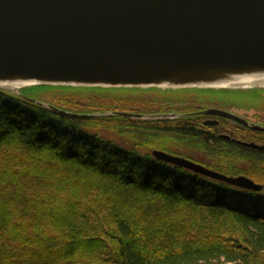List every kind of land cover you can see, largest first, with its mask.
Returning <instances> with one entry per match:
<instances>
[{"label":"trees","instance_id":"obj_1","mask_svg":"<svg viewBox=\"0 0 264 264\" xmlns=\"http://www.w3.org/2000/svg\"><path fill=\"white\" fill-rule=\"evenodd\" d=\"M47 88L60 92L46 103L94 116L0 90V264H264V152L221 138L227 123L204 125L158 88ZM161 139L263 189L159 160Z\"/></svg>","mask_w":264,"mask_h":264},{"label":"water","instance_id":"obj_2","mask_svg":"<svg viewBox=\"0 0 264 264\" xmlns=\"http://www.w3.org/2000/svg\"><path fill=\"white\" fill-rule=\"evenodd\" d=\"M250 78L264 79V0H0V90L63 114L94 116L61 110L21 91L42 86L264 90V84L244 85ZM202 113L264 132V126L224 109ZM152 153L236 187L263 189L245 175H226L159 149Z\"/></svg>","mask_w":264,"mask_h":264},{"label":"rangeland","instance_id":"obj_3","mask_svg":"<svg viewBox=\"0 0 264 264\" xmlns=\"http://www.w3.org/2000/svg\"><path fill=\"white\" fill-rule=\"evenodd\" d=\"M163 90V89H161ZM160 91L159 94L169 97L176 102L172 104L175 107H192L201 108L202 110L213 109H232L235 112L247 113L252 119L264 122V92L263 91H181L171 90L172 93H167V90ZM60 90H48L46 87L27 88V93L30 98L45 102L50 98V93H58ZM167 93V94H166ZM158 94V95H159ZM163 97V96H161ZM164 105H172L163 103ZM121 141V140H117ZM159 145L168 147L170 152L184 151L197 154V151L186 150L181 143L169 142L166 139L158 141ZM167 152V151H166ZM202 157V156H201ZM50 158V157H48Z\"/></svg>","mask_w":264,"mask_h":264},{"label":"flooded vegetation","instance_id":"obj_4","mask_svg":"<svg viewBox=\"0 0 264 264\" xmlns=\"http://www.w3.org/2000/svg\"><path fill=\"white\" fill-rule=\"evenodd\" d=\"M257 91H263L264 90H257ZM247 92H250V91H247ZM226 111H229V112H232L240 117H243L245 120L249 121L250 123H255V124H258V125H262L264 126V122H261V121H258V120H255V119H252L248 116L247 113H240V112H235L233 111L231 108L230 109H224ZM202 109L199 108L198 110H196L194 113L197 114V115H202L203 119H202V122L204 125L206 126H210V127H213L215 128L216 130L220 129V127L223 125V124H226L230 127V128H225V130L229 133H220L219 136L221 138H224L228 141H231L232 143H236V144H239V145H243L244 147H249V146H246L244 145L242 142H245V143H251V142H254L258 145H264V132H261V131H256V130H253L249 127H246L238 122H235V121H231L229 119H225V118H221V117H216V116H206L202 113ZM208 122V121H213V124H205V122ZM217 121V122H216ZM244 127L246 129H248L249 131H252L254 132L256 135L254 136H247V137H233L229 134H231V132L233 131L234 128H236L237 130L238 129H242L244 130ZM262 135V136H260ZM250 148H253V147H250ZM255 150H258V151H262L264 152V150H261V149H257V148H253Z\"/></svg>","mask_w":264,"mask_h":264},{"label":"bare ground","instance_id":"obj_5","mask_svg":"<svg viewBox=\"0 0 264 264\" xmlns=\"http://www.w3.org/2000/svg\"><path fill=\"white\" fill-rule=\"evenodd\" d=\"M253 78H250V79H244L242 80L244 85H252L253 83L255 84H264V79H261V80H257V79H253Z\"/></svg>","mask_w":264,"mask_h":264}]
</instances>
